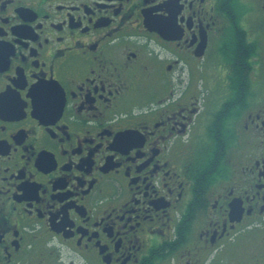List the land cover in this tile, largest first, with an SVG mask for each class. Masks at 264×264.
Wrapping results in <instances>:
<instances>
[{
  "label": "flooded vegetation",
  "instance_id": "obj_1",
  "mask_svg": "<svg viewBox=\"0 0 264 264\" xmlns=\"http://www.w3.org/2000/svg\"><path fill=\"white\" fill-rule=\"evenodd\" d=\"M0 264H264V0H0Z\"/></svg>",
  "mask_w": 264,
  "mask_h": 264
},
{
  "label": "trees",
  "instance_id": "obj_2",
  "mask_svg": "<svg viewBox=\"0 0 264 264\" xmlns=\"http://www.w3.org/2000/svg\"><path fill=\"white\" fill-rule=\"evenodd\" d=\"M232 82H233V84H234V79H232Z\"/></svg>",
  "mask_w": 264,
  "mask_h": 264
},
{
  "label": "rangeland",
  "instance_id": "obj_3",
  "mask_svg": "<svg viewBox=\"0 0 264 264\" xmlns=\"http://www.w3.org/2000/svg\"><path fill=\"white\" fill-rule=\"evenodd\" d=\"M207 122V121H206Z\"/></svg>",
  "mask_w": 264,
  "mask_h": 264
}]
</instances>
